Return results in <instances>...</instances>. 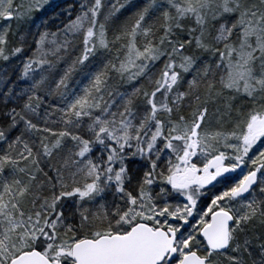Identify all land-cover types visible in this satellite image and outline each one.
I'll list each match as a JSON object with an SVG mask.
<instances>
[{
  "label": "snow or ice",
  "instance_id": "1",
  "mask_svg": "<svg viewBox=\"0 0 264 264\" xmlns=\"http://www.w3.org/2000/svg\"><path fill=\"white\" fill-rule=\"evenodd\" d=\"M0 264H264V0H0Z\"/></svg>",
  "mask_w": 264,
  "mask_h": 264
}]
</instances>
